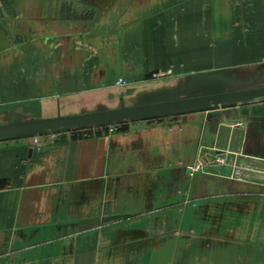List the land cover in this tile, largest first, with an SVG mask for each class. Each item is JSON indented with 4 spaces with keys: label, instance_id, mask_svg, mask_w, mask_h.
<instances>
[{
    "label": "crops",
    "instance_id": "obj_1",
    "mask_svg": "<svg viewBox=\"0 0 264 264\" xmlns=\"http://www.w3.org/2000/svg\"><path fill=\"white\" fill-rule=\"evenodd\" d=\"M258 86L264 0H0V125ZM0 264H264V99L0 138Z\"/></svg>",
    "mask_w": 264,
    "mask_h": 264
},
{
    "label": "water",
    "instance_id": "obj_2",
    "mask_svg": "<svg viewBox=\"0 0 264 264\" xmlns=\"http://www.w3.org/2000/svg\"><path fill=\"white\" fill-rule=\"evenodd\" d=\"M263 99L264 86L230 91L207 92L134 106L121 105L119 108L113 110L12 122L0 125V138L40 135L49 131L67 130L90 125H110L124 120L152 118L159 115L180 114L197 110L229 107ZM213 154L215 153L213 152ZM218 158H223L222 154H218ZM213 161L217 163L218 159L216 155H213Z\"/></svg>",
    "mask_w": 264,
    "mask_h": 264
},
{
    "label": "built area",
    "instance_id": "obj_3",
    "mask_svg": "<svg viewBox=\"0 0 264 264\" xmlns=\"http://www.w3.org/2000/svg\"><path fill=\"white\" fill-rule=\"evenodd\" d=\"M157 76V74H154V77H156ZM120 82L122 83V80H120ZM34 142L36 143L37 142V139L36 138H34ZM201 167L198 165V166H195V167H193L192 169L194 170V171H197V170H199Z\"/></svg>",
    "mask_w": 264,
    "mask_h": 264
},
{
    "label": "rangeland",
    "instance_id": "obj_4",
    "mask_svg": "<svg viewBox=\"0 0 264 264\" xmlns=\"http://www.w3.org/2000/svg\"><path fill=\"white\" fill-rule=\"evenodd\" d=\"M246 104H247V103H246ZM215 109H218V108H215ZM215 109H208V110L210 111V110H215ZM200 111H201V110H200ZM202 111H206V110H202Z\"/></svg>",
    "mask_w": 264,
    "mask_h": 264
}]
</instances>
